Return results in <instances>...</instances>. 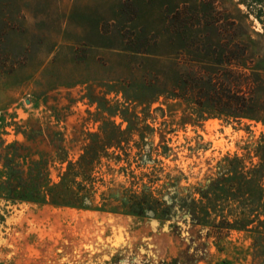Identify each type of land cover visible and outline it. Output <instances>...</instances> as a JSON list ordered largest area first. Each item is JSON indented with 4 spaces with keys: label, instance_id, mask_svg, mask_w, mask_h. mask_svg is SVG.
I'll return each mask as SVG.
<instances>
[{
    "label": "rangeland",
    "instance_id": "rangeland-1",
    "mask_svg": "<svg viewBox=\"0 0 264 264\" xmlns=\"http://www.w3.org/2000/svg\"><path fill=\"white\" fill-rule=\"evenodd\" d=\"M249 35L264 69V0H0V264H264L254 232L214 227L264 226V200L191 217L227 156L264 165V121L159 94L171 63L234 67ZM96 135L119 143L98 144L90 209L36 200Z\"/></svg>",
    "mask_w": 264,
    "mask_h": 264
},
{
    "label": "trees",
    "instance_id": "trees-1",
    "mask_svg": "<svg viewBox=\"0 0 264 264\" xmlns=\"http://www.w3.org/2000/svg\"><path fill=\"white\" fill-rule=\"evenodd\" d=\"M204 28L208 31H219L221 27L216 23H206ZM236 31L246 34V27L243 24L236 26ZM244 39L242 45L243 54L234 67H224L227 63L223 57H214L206 61H184L171 63L170 72L174 75L167 90L159 94H168L175 99H181L190 103L193 114L199 120L212 117H228L234 119H251L264 121V101L257 98L259 89L264 86V69L258 67V63L250 60L252 53L251 45L254 42L252 35ZM258 36H261L258 34ZM262 37V36H261ZM264 55V54H263ZM150 59H153L151 57ZM172 61L171 57H166ZM171 74V73H170ZM166 78L164 77V80ZM167 80V79H166ZM163 86H166L163 84ZM103 140V141H102ZM110 141L116 146V138H101L95 136L94 140L84 148L83 154L76 162H69L66 171L60 176L57 183L48 182L45 185L44 196L39 201H46L56 207H70L76 209H90L88 199L94 189L91 181L95 160H98L100 153L98 144ZM264 165L248 168L243 158L239 156H227L219 163L218 177L210 182L207 189L201 191L202 203H193L194 210L203 211L202 217L192 213L194 223H209L212 210H217L223 199L234 202L242 199L255 203L264 200V188L261 181V169ZM78 179H80L78 181ZM238 187L234 189L232 187ZM248 186L252 189L247 193L243 191ZM204 202L206 206L203 205ZM219 213V211H215ZM222 220L216 226L218 233L224 230L231 231L245 230L254 232L257 236L256 245L264 249V226L254 230L249 227L256 221L250 215H243L233 221L226 219L220 214ZM250 216V217H249ZM264 224V221H259Z\"/></svg>",
    "mask_w": 264,
    "mask_h": 264
}]
</instances>
